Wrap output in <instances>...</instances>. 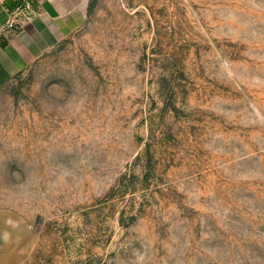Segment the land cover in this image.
I'll return each mask as SVG.
<instances>
[{
  "label": "rangeland",
  "instance_id": "obj_1",
  "mask_svg": "<svg viewBox=\"0 0 264 264\" xmlns=\"http://www.w3.org/2000/svg\"><path fill=\"white\" fill-rule=\"evenodd\" d=\"M0 85V264H264V0H85Z\"/></svg>",
  "mask_w": 264,
  "mask_h": 264
},
{
  "label": "crops",
  "instance_id": "obj_2",
  "mask_svg": "<svg viewBox=\"0 0 264 264\" xmlns=\"http://www.w3.org/2000/svg\"><path fill=\"white\" fill-rule=\"evenodd\" d=\"M28 2L24 8L25 0H0V85L67 37L79 22L85 0Z\"/></svg>",
  "mask_w": 264,
  "mask_h": 264
},
{
  "label": "built area",
  "instance_id": "obj_3",
  "mask_svg": "<svg viewBox=\"0 0 264 264\" xmlns=\"http://www.w3.org/2000/svg\"><path fill=\"white\" fill-rule=\"evenodd\" d=\"M24 8H29V2H28V0H25ZM9 26H11V23L9 24Z\"/></svg>",
  "mask_w": 264,
  "mask_h": 264
}]
</instances>
